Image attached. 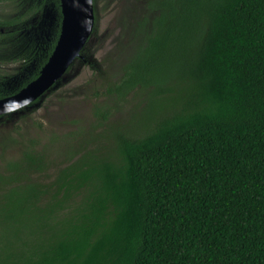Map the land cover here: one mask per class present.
<instances>
[{
  "label": "trees",
  "instance_id": "16d2710c",
  "mask_svg": "<svg viewBox=\"0 0 264 264\" xmlns=\"http://www.w3.org/2000/svg\"><path fill=\"white\" fill-rule=\"evenodd\" d=\"M12 4L0 9L3 98L40 75L62 20L59 0H43L51 26ZM131 4L113 61L137 52L87 94L89 143L62 159L7 140L0 264H264V0ZM82 54L71 73L84 62L99 75ZM126 99L133 117L109 105Z\"/></svg>",
  "mask_w": 264,
  "mask_h": 264
},
{
  "label": "rangeland",
  "instance_id": "374dc122",
  "mask_svg": "<svg viewBox=\"0 0 264 264\" xmlns=\"http://www.w3.org/2000/svg\"><path fill=\"white\" fill-rule=\"evenodd\" d=\"M96 3V10H97V16L98 21L95 26V33L93 34V38L90 43H88V51L93 52L95 51V57L97 62H102L100 74L96 75V72L91 69L89 66H84L80 70V73L78 76L69 82L65 87L59 89V91L54 94H51L50 96H45L40 103H38L35 108H39L35 113H29L27 114L30 116L29 121L26 123H23L20 121V123H17V119L20 116H15L13 118V121L7 125L9 129H11L14 126L18 129H25L30 128V125L34 122L40 121L43 123L44 128L41 131H48L52 125L56 124L59 126V121L63 118L64 112L61 110H64L65 112L68 111L71 116L76 121H84L87 120V124L89 125L92 122L93 117V109L94 105L91 102V99L87 96V94L94 88V86L98 87L100 91H103L102 88L99 86L101 84L99 77L105 78L107 76L106 72L109 74H113L112 81H117L122 76V65L124 63V66L127 64H132L129 62V60L136 54L137 51L127 46L128 53L127 56L118 59L117 60V68L116 66H112V64L109 62L110 59L114 57L115 52L117 51V39L120 36V27L122 22V10H124V5L122 1L117 0V5L114 6L113 9H111L107 5V0H95ZM3 7L0 3V9H3ZM129 11V8H127ZM102 44L105 45V47H102ZM17 65L14 64L11 67H16ZM152 61L149 62L148 67L146 69H141L144 71V74L146 76L147 69L151 68ZM138 73V72H137ZM137 73L133 76L139 77ZM147 77V76H146ZM178 89L180 90L182 83L177 81ZM75 89L83 90V94H77L78 96H75L74 98H69L73 92L68 91H74ZM55 92V90H52L50 93ZM176 95H180V92H176ZM139 100V98H136ZM94 101V100H93ZM101 101V99L99 100ZM135 100H126V101H120L114 108L119 109L123 114L130 112L131 114L128 116L133 117V113L136 109L135 107ZM92 110V113H91ZM143 116L142 112L141 115ZM139 116V117H140ZM139 117L137 119H139ZM87 128L86 125L82 124ZM15 128V129H16ZM34 131V129H33ZM35 132V131H34ZM39 138H45L50 139L52 137L51 134H43L38 136ZM5 164V161L3 159L2 150L0 149V170L3 169Z\"/></svg>",
  "mask_w": 264,
  "mask_h": 264
},
{
  "label": "flooded vegetation",
  "instance_id": "af4514ba",
  "mask_svg": "<svg viewBox=\"0 0 264 264\" xmlns=\"http://www.w3.org/2000/svg\"><path fill=\"white\" fill-rule=\"evenodd\" d=\"M26 1H28V2L26 4H23V2H26ZM121 1L124 5V8H125L127 5L131 7V5H132L131 2L136 3L138 0H120V2ZM0 2L2 4V6H7V0H0ZM9 3H13V4L11 6H9L8 9H10V10L14 9V10L18 11L19 15H21L23 17L28 16V14L36 11L33 19L37 23L38 22L43 23V17H44L43 0H9ZM95 3H96V1H95ZM116 5H117V0L114 3L113 2L109 3V7L111 9H113L114 6H116ZM122 14L128 15V13L124 12V11H122ZM17 28L18 27L15 26V27H12L11 30H15ZM24 30H26V29H24ZM0 32L4 33L5 31L3 28L0 27ZM55 46H56V44H55ZM87 49H88V47H87ZM94 52L95 51H93V53ZM120 52H121V48H120ZM116 55H117V51L115 52L114 56H116ZM82 60H84V56H83ZM100 62H103V61H100ZM46 63L44 64V66L46 65ZM74 65H75V63L71 64L68 67L66 73L70 72ZM44 66L42 67V69L44 68ZM78 66L84 67V66H86V64L83 62ZM87 66L89 67V65H87ZM100 68H101V66H100ZM73 79L68 78L65 80L64 75H62L61 77L54 80V82L51 83L43 92H41L38 96H36L34 99H32L30 102L26 103L25 105H22L20 107H17L16 109H10V110H7V108H6L4 112H0V145H2V147H3L2 149L1 148L0 149L2 150L3 159L5 161V164H4V167L2 170L7 168V160L9 158V156L7 155V140L10 141L12 136L14 138H17L18 142L21 141V143H24V142H27V141L33 139L34 141H36V146H37V148L40 149L41 152H44V151L46 152V150H48L49 153L52 154L53 158H58V156H61L62 159L63 158L66 159V158L70 157L72 150L73 149L74 150L79 149L81 144L86 145L89 143V138H88V135L86 132L88 131L89 128H92L93 125H96L98 123V119H99V117L95 116L94 114L92 117V122L89 125L87 124V120L76 121L68 111L65 112L64 110H61L65 114H64L63 118L59 121V126L54 124L51 127H49L50 129L48 131H41L44 128V126H43V123L40 121L34 122L33 124L30 125V128H25L24 130L23 129L20 130V129L16 128V126H14V125L11 129H9L7 127V125L9 123H11V121H13V118L15 116L20 115L17 119L16 124L20 123V121H22L23 123H26L27 121H29L28 119L30 116L27 114V112L35 113L39 109V108H35V106H37L38 103H40L45 96L48 97L51 94L56 93V91L58 92L59 89L65 87ZM33 81H31V82H33ZM30 83H28L26 86H28ZM24 88H22V89H24ZM52 90H55V92L50 93ZM68 92H73L70 96H68L69 98H74L75 96H78L77 94H83V90H78V89H75L74 91H68ZM18 93H16V94H18ZM16 94H14V95H16ZM14 95H9V96H6L5 98H8V97H11ZM1 99H4V98L0 97V100ZM100 99L102 101L104 100L102 98H100ZM126 100H128V99H126ZM105 101L107 102L106 99H105ZM119 102L115 100L114 103L111 102V103H109V105H111L112 108H114V106H116V104H118ZM103 103H104V101H103ZM102 105L105 109H108V105L106 103H104ZM111 106H109V107H111ZM114 109H117V108H114ZM91 113H92V110H91ZM103 122L105 125V129H107L106 124H111L108 120L107 121L103 120ZM82 124L86 125L87 128H85V126H83ZM33 129L35 132L33 131ZM43 134H51L52 137L50 139L38 137V136L43 135ZM70 143H72V145H73V148L71 149V151H70L71 147L68 145ZM65 146L68 147V150L65 148ZM72 154H74V152H72ZM72 158H73V160H75L77 158V156L73 155ZM2 170H0V171H2Z\"/></svg>",
  "mask_w": 264,
  "mask_h": 264
},
{
  "label": "water",
  "instance_id": "95a60500",
  "mask_svg": "<svg viewBox=\"0 0 264 264\" xmlns=\"http://www.w3.org/2000/svg\"><path fill=\"white\" fill-rule=\"evenodd\" d=\"M62 20L60 35L53 53L41 70L39 77L22 89L18 94L0 100V112L5 109H16L30 102L43 92L57 78L64 75L66 79L77 77L82 69L78 66L74 72H67L68 67L76 60H82V51L93 38L95 30V1L94 0H60ZM57 12L51 7L44 9L42 24L52 25L56 20ZM36 31V29H34ZM30 31V30H28ZM104 48L105 45L102 44ZM95 52L92 58L96 59ZM120 59V58H118ZM112 66H117L113 58L109 60ZM69 74H71L69 76Z\"/></svg>",
  "mask_w": 264,
  "mask_h": 264
},
{
  "label": "clouds",
  "instance_id": "9594fccd",
  "mask_svg": "<svg viewBox=\"0 0 264 264\" xmlns=\"http://www.w3.org/2000/svg\"><path fill=\"white\" fill-rule=\"evenodd\" d=\"M29 29H26L25 31H28ZM94 32V31H93ZM59 39V38H58ZM88 45V44H87Z\"/></svg>",
  "mask_w": 264,
  "mask_h": 264
}]
</instances>
